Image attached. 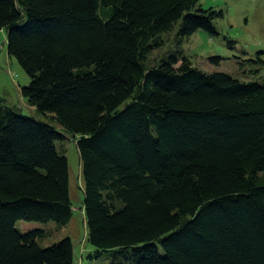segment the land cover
<instances>
[{
    "label": "trees",
    "instance_id": "trees-1",
    "mask_svg": "<svg viewBox=\"0 0 264 264\" xmlns=\"http://www.w3.org/2000/svg\"><path fill=\"white\" fill-rule=\"evenodd\" d=\"M198 0H0L7 51L38 116L0 104V264H75L62 143L80 155L81 206L108 264H264V77L240 81L175 55L162 34L216 33ZM179 63V64H178ZM178 64V66H176Z\"/></svg>",
    "mask_w": 264,
    "mask_h": 264
},
{
    "label": "rangeland",
    "instance_id": "rangeland-1",
    "mask_svg": "<svg viewBox=\"0 0 264 264\" xmlns=\"http://www.w3.org/2000/svg\"><path fill=\"white\" fill-rule=\"evenodd\" d=\"M198 7L221 12V16L213 21L216 33L200 29L188 38H180L179 23H176L162 34V44L148 54L146 67L163 57L175 55L180 60L187 58L193 67L204 72H224L240 81L261 82L264 77V0H198ZM29 82L30 77L17 59L9 56L6 31L0 30V104L15 106L24 115L37 117L34 107L21 94V89ZM61 147L66 150L69 167L73 211L70 222L61 228L51 222L18 221L16 226L20 230L34 226L45 229L47 236L40 240L42 246L69 237L74 245L75 264H108L106 254L97 259L89 258L94 247L85 238L81 161L74 138L68 137Z\"/></svg>",
    "mask_w": 264,
    "mask_h": 264
},
{
    "label": "crops",
    "instance_id": "crops-1",
    "mask_svg": "<svg viewBox=\"0 0 264 264\" xmlns=\"http://www.w3.org/2000/svg\"><path fill=\"white\" fill-rule=\"evenodd\" d=\"M32 108V107H31Z\"/></svg>",
    "mask_w": 264,
    "mask_h": 264
}]
</instances>
